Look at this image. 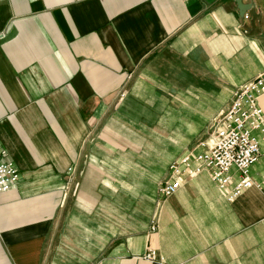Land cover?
I'll return each instance as SVG.
<instances>
[{
	"label": "crops",
	"instance_id": "crops-1",
	"mask_svg": "<svg viewBox=\"0 0 264 264\" xmlns=\"http://www.w3.org/2000/svg\"><path fill=\"white\" fill-rule=\"evenodd\" d=\"M241 2L253 25L235 0H0V143L19 173L0 264H264V186L229 198L233 167L224 188L202 171L158 189L264 73V0Z\"/></svg>",
	"mask_w": 264,
	"mask_h": 264
},
{
	"label": "built area",
	"instance_id": "built-area-1",
	"mask_svg": "<svg viewBox=\"0 0 264 264\" xmlns=\"http://www.w3.org/2000/svg\"><path fill=\"white\" fill-rule=\"evenodd\" d=\"M264 93V73L244 83L236 90L231 103L224 109L217 121L210 145L206 150L192 155L187 153L173 161L170 176L164 179L158 189L165 195L173 194L179 188V181L169 180L171 177L184 175L191 177L207 171L220 188H224L231 180L230 169L239 173V181L234 185L229 198L252 186H264V176L258 181L252 179L250 166L264 155L259 140L252 131L262 133L264 140V113L258 105V96ZM19 173L14 162L9 158L6 148L0 143V193L10 190L18 181ZM151 230H156L151 225ZM146 258L156 259V253L150 250Z\"/></svg>",
	"mask_w": 264,
	"mask_h": 264
},
{
	"label": "water",
	"instance_id": "water-1",
	"mask_svg": "<svg viewBox=\"0 0 264 264\" xmlns=\"http://www.w3.org/2000/svg\"><path fill=\"white\" fill-rule=\"evenodd\" d=\"M240 16L245 13H249L251 17V23L254 24L255 19L259 18V14L256 13L254 7L250 3H243L241 0H235Z\"/></svg>",
	"mask_w": 264,
	"mask_h": 264
}]
</instances>
